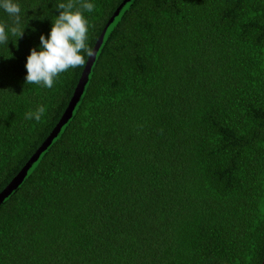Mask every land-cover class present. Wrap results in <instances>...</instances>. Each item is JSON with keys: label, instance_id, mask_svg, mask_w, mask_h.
I'll return each instance as SVG.
<instances>
[{"label": "trees", "instance_id": "trees-1", "mask_svg": "<svg viewBox=\"0 0 264 264\" xmlns=\"http://www.w3.org/2000/svg\"><path fill=\"white\" fill-rule=\"evenodd\" d=\"M123 1L89 0V47ZM14 2L24 33L0 44V193L60 120L88 60L51 89L26 84L27 57L67 0ZM0 24L12 25L2 9ZM40 106V121L25 118ZM263 256L264 0H134L71 120L1 199L0 264Z\"/></svg>", "mask_w": 264, "mask_h": 264}, {"label": "clouds", "instance_id": "clouds-1", "mask_svg": "<svg viewBox=\"0 0 264 264\" xmlns=\"http://www.w3.org/2000/svg\"><path fill=\"white\" fill-rule=\"evenodd\" d=\"M55 8L59 15L53 22L49 38L41 35L40 50L33 48L27 57L26 84L51 89L61 73L84 66L85 55L88 58L95 55L87 44L89 26L84 15L93 12L95 5L89 0H67V3H57ZM0 9L12 19V25L0 24V44H8L9 35L20 38L24 33L20 26L21 7L14 0H0ZM44 111L40 106L26 113L25 118L38 122Z\"/></svg>", "mask_w": 264, "mask_h": 264}, {"label": "water", "instance_id": "water-1", "mask_svg": "<svg viewBox=\"0 0 264 264\" xmlns=\"http://www.w3.org/2000/svg\"><path fill=\"white\" fill-rule=\"evenodd\" d=\"M133 1L134 0H124L122 4L113 13V15L109 18L95 46L93 47V50L95 51V55L91 58H88L82 70L81 76L78 80L76 88L72 94V97L64 113L62 114L60 120L58 121L56 126L52 129L51 133L45 139L42 145L36 150V152L31 156V158L28 160L25 166L20 170V172L12 180V182L0 193V201L2 198L8 195L12 191V189L15 188L16 185H18L20 181L23 180V178L26 176L27 172L30 170L32 165L40 158L42 153L53 143V141L57 139L58 135L64 130L66 124L73 117L75 110L77 109L81 101L82 95L85 91V88L88 84L90 73H91V68L93 66V63L95 62V59H96L97 54L99 53V50L101 49L103 45V42L106 40L109 32L113 30L114 26L121 20V17L123 16L124 12L128 9V7L132 4ZM262 264H264V256H263Z\"/></svg>", "mask_w": 264, "mask_h": 264}]
</instances>
